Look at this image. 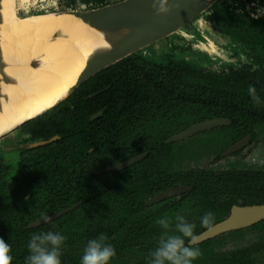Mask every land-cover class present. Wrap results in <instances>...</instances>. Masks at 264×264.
Masks as SVG:
<instances>
[{"label":"trees","instance_id":"1","mask_svg":"<svg viewBox=\"0 0 264 264\" xmlns=\"http://www.w3.org/2000/svg\"><path fill=\"white\" fill-rule=\"evenodd\" d=\"M119 1L57 2L60 11H67ZM251 4L258 15V9H264V0L223 1L199 18L228 37L229 53L240 59L222 63L206 57L201 64L166 53L157 61L138 52L102 70L53 110L20 127L23 157L17 163L0 162V238L11 246L12 264H25L31 236L47 231L66 237L61 264H80L88 241L101 234L116 251L109 264H147L148 253L164 231L158 219L169 217L174 228L178 213L194 223L199 234L206 230L201 227L205 213L212 212L216 223L234 204L261 203L262 171L253 176L234 166L221 173L219 167H204L198 175L197 165H191L210 147L218 161L221 152L242 137L264 136V15L251 18L247 11ZM249 85L255 86L260 106L249 97ZM98 111L102 116L91 121ZM213 118L228 119L231 125L205 133L207 137L165 143L191 125ZM55 136L60 138L50 142ZM213 139L218 144L211 145ZM39 142L46 143L32 147ZM145 151L144 159L123 171L92 175ZM180 185L192 191L174 205L143 207L149 197ZM76 204L73 211L48 224L25 229L41 213L49 216ZM220 242L199 244L202 255L193 264H241L249 258L248 251L223 258ZM235 256L239 260L234 262Z\"/></svg>","mask_w":264,"mask_h":264},{"label":"bare ground","instance_id":"2","mask_svg":"<svg viewBox=\"0 0 264 264\" xmlns=\"http://www.w3.org/2000/svg\"><path fill=\"white\" fill-rule=\"evenodd\" d=\"M0 4V135L68 98L92 56L110 45L72 15L7 23ZM183 33V30L181 31ZM10 79L5 83L3 78Z\"/></svg>","mask_w":264,"mask_h":264},{"label":"water","instance_id":"3","mask_svg":"<svg viewBox=\"0 0 264 264\" xmlns=\"http://www.w3.org/2000/svg\"><path fill=\"white\" fill-rule=\"evenodd\" d=\"M219 1L220 0H167L165 7L168 9V11L161 14H158L156 11V8L159 6L157 4V0H122L113 4L89 10L81 9L61 11L60 13H66L69 16L72 15L75 18L80 19L89 27L103 33L105 36V41L110 45L109 49L100 52L99 54L97 53L91 57L85 70L81 73L75 85L70 89L67 97L70 96L81 84L85 83L87 80L94 77L102 70L140 52L141 49L143 50L148 48L160 41L165 40L166 38H169L172 35L180 33L185 27H188L195 19L199 18ZM16 13L19 17H21L18 13L17 0ZM1 69L2 63L0 61V70ZM3 81L5 83H9L10 79L4 77ZM59 103H57L55 106H57ZM49 110L50 109L43 111L37 117ZM101 114L102 112H99L98 114L92 116L91 119L98 118ZM22 125H19L18 127ZM229 125L230 121L227 119L215 118L206 120L193 124L186 130L173 135L166 141V143H179L197 133L210 131L217 127ZM16 128L17 127L13 128L12 130ZM3 135H0V137ZM249 139L250 136H247L243 140L234 143L223 153L222 156H228L245 147ZM42 144V142L33 144L32 147H37ZM146 155L147 153H144L121 163H115L98 169L93 173V175L101 176L109 172H120L138 163ZM189 190L190 187L184 186L169 189L166 192H163L150 199L146 205L159 203L167 198L179 195ZM78 206L79 205L76 204L60 211L59 213L49 215V222L61 217L68 212L73 211ZM39 220L40 219H37L28 224L26 229H34L45 224L43 221L38 222ZM263 220L264 205L233 207L227 219L220 222L219 224L214 225L211 231L206 230L199 234V244L211 240L212 238H215L226 232L250 227Z\"/></svg>","mask_w":264,"mask_h":264},{"label":"clouds","instance_id":"4","mask_svg":"<svg viewBox=\"0 0 264 264\" xmlns=\"http://www.w3.org/2000/svg\"><path fill=\"white\" fill-rule=\"evenodd\" d=\"M167 0H157L159 5L156 8L158 14L166 13ZM264 15V9H258ZM258 18V17H254ZM248 95L256 106H260L262 101L257 94L255 86L249 85ZM249 159L255 163L256 153ZM214 214L207 212L201 217V227L211 231L214 226ZM40 221L49 223L50 217L46 213H41ZM157 223L164 229L158 238L154 250L148 253L147 264H193L202 253L198 247L200 236L196 234V225L188 222L184 216L175 217L174 228L169 217L157 220ZM66 237L59 232L47 231L34 233L28 244L29 255L25 257V264H61L62 246ZM107 237L101 234L97 238L90 239L84 248L80 264H109L115 257L116 251L113 245L106 242ZM11 246L0 238V264H12L10 255Z\"/></svg>","mask_w":264,"mask_h":264},{"label":"flooded vegetation","instance_id":"5","mask_svg":"<svg viewBox=\"0 0 264 264\" xmlns=\"http://www.w3.org/2000/svg\"><path fill=\"white\" fill-rule=\"evenodd\" d=\"M57 4V3H56ZM251 5H254V4H251ZM247 11H249V16L251 17V18H253V19H255V20H257L259 17H261L262 15H258L257 14V12H253V11H255V9L253 8V7H247ZM204 15V14H203ZM202 15V16H203ZM253 15V16H252ZM202 16H200L199 18H201ZM258 17V18H254V17ZM199 18H197V19H195L194 21H196V20H199V23H200V26H201V22H203V20H201L200 21V19ZM193 21V22H194ZM204 24H206L207 26H209L210 24L209 23H207V22H203ZM190 28V27H189ZM204 33V31L202 32V34ZM186 33L184 32V33H178V34H175L177 37V41H179V40H181V39H183V38H186V35H185ZM187 34H190V32L189 33H187ZM202 34L200 35V38H196V33H194V34H192L191 33V35H190V37H188V38H190V39H188V40H190L191 41V43H189L188 44V48H191V49H193L194 51H196L197 52V54H204L205 56H203L204 58H212L213 59V57H216L217 59H219L220 61H221V59L220 58H222L219 54H217V48L215 47V45H214V43L213 42H211L209 39H203V38H201L202 37ZM189 36V35H188ZM193 41V42H192ZM202 42V43H201ZM207 43H211V45H213V49H214V51L213 52H210V50L208 51V48H207V46H206V44ZM195 48H197V49H195ZM206 49H207V51H206ZM222 62V61H221ZM220 63V62H219ZM64 101V100H63ZM62 101V102H63ZM61 103V102H60ZM59 103V104H60ZM56 107V106H55ZM54 107V108H55ZM54 108H52V109H50L49 111H51V110H53ZM49 111H47V112H49ZM99 112H101V111H98V113ZM46 113V112H45ZM98 113H95V114H93V115H91V117L92 116H94V115H96V114H98ZM102 114H103V112H102ZM102 114L100 115V116H102ZM99 116V117H100ZM91 117H90V120L91 121H95L97 118H95V119H91ZM98 117V118H99ZM213 119H215V118H213ZM219 119H223V118H219ZM209 120H211V119H209ZM228 120V119H227ZM203 122V121H202ZM230 125H231V122H230ZM229 125V126H230ZM21 127V126H20ZM20 127H18V129H15V132H13V134H12V136L11 135H6V136H4V137H2V141L0 140V162L2 161V162H5L6 164H8V163H17V162H19L20 160H21V158L23 157V155H24V149H23V147L22 146H20V142L23 140V135H24V133H23V130L20 128ZM222 127H228V126H222ZM218 128H221V127H217V128H214V129H212V130H210V131H205V132H201V133H197V134H195V135H193L192 137H190V138H188V139H186V140H183V141H181V142H179V143H184V142H186V141H188L189 139H192V138H194V137H196V136H199V135H202V137H207V136H205L204 134L205 133H208V132H211V131H214V130H216V129H218ZM186 130V129H185ZM11 136V137H10ZM13 136H15V138L14 139H12V137ZM214 135H213V133H210V135L208 136L209 138H212ZM247 136H250V139H249V141H248V143H247V145H245V147H243V148H241L240 150H238L237 152H235V153H233V154H230V155H228V156H222L223 155V153L230 147V146H232L234 143H236V142H238V141H240V140H243L244 138H246ZM172 137V136H171ZM54 138H55V140H54ZM60 138V136H55V137H53L51 140H50V142H53V141H57L58 139ZM168 140V139H167ZM166 140V141H167ZM166 141H165V143H166ZM216 142V140L215 139H213L212 140V142H211V145H212V143H215ZM236 142H234L232 145H230L229 147H227V148H225L222 152H221V159L220 160H218V161H215L214 160V158H215V155H214V150H215V148L213 149V150H211V147H210V150H208L207 151V153H204L203 155H206L207 156V158H208V163L205 165V166H203V167H199V166H197L196 168H194L193 170L198 174V175H202V171H201V169L202 168H204V167H207V168H218L219 167V170H218V173H221L223 170H229V169H232V166H234L237 170H238V172H242V173H244V172H246V171H250V172H252V174H253V176H255V175H257V174H261L259 171H262V174H264V167H256V168H254V167H250V166H246L244 163H242L239 159H236V160H234V161H228L230 158H233V157H237V156H240V155H242L243 153H244V151H246L248 148H250L253 144H258V143H260V142H262V143H264V136H259L256 140H253V137H252V135L251 134H248V135H246V136H244V137H242L241 139H239V140H237ZM39 143H41V142H39ZM43 144H45L46 142H42ZM217 144H218V142H216ZM42 144V145H43ZM170 144H174V143H170ZM41 146V145H40ZM37 147H39V146H37ZM6 152H9L10 154L11 153H13V158L12 159H6L5 158V155L4 154H6ZM144 153H147L146 151L144 152ZM143 153V154H144ZM202 155V154H201ZM202 155V156H203ZM138 156V155H137ZM147 156V155H146ZM145 156V157H146ZM136 157V156H135ZM144 157V158H145ZM133 158V157H132ZM143 158V159H144ZM195 158H196V156H195ZM131 159V158H130ZM128 160V159H127ZM124 161H126V160H124ZM141 161V160H140ZM123 162V161H122ZM119 163H121V162H119ZM215 164H216V166H215ZM133 166V165H132ZM106 167V166H105ZM131 167V166H130ZM104 168V167H103ZM129 168V167H128ZM127 169V168H126ZM98 170V169H97ZM125 170V169H124ZM96 171V170H95ZM95 171H93L92 172V175H93V173L95 172ZM123 171V170H122ZM110 173V172H109ZM118 173V172H117ZM105 174H107V173H105ZM104 175V174H103ZM93 176H95V175H93ZM102 176V175H101ZM96 177H98V176H96ZM180 186H183V185H180ZM180 186H176V187H180ZM176 187H170V188H168V189H166V190H164V191H160V192H158L157 194H155V195H153L152 197H149L147 200H145V202L143 203V207L144 208H146V209H150V208H156V207H159L161 204H165V205H169V206H172V205H174L177 201H179V200H181V199H183L184 197H185V195L187 194V193H189V192H191L192 191V188L190 187V190L189 191H187V192H184V193H181V194H179V195H175V196H173V197H170V198H167V199H165V200H163V201H161V202H159V203H155V204H151V205H146V203L150 200V199H152V198H154V197H156L157 195H159V194H161V193H163V192H166L167 190H169V189H172V188H176ZM184 187H189V186H184ZM260 191V190H259ZM261 191H264V186H262V188H261ZM260 191V192H261ZM262 193V192H261ZM263 197H261V198H259L260 199V201L259 202H261V203H258V204H246V205H244V204H234V205H232L231 207H230V209H229V213H228V215L227 216H225L222 220H220L219 222H216V223H214V225H216V224H219L220 222H222V221H224L225 219H227L228 217H229V215H230V213H231V210H232V208L233 207H250V206H261V205H264V198L262 199ZM59 213V212H58ZM56 214V213H55ZM177 214L178 213H176L175 215L177 216ZM63 216V215H62ZM61 216V217H62ZM60 218V217H59ZM58 219V218H57ZM37 220V219H36ZM56 220V219H55ZM35 221V220H34ZM54 221V220H53ZM33 222V221H32ZM52 222V221H51ZM31 223V222H30ZM29 223V224H30ZM50 223V222H49ZM48 224V223H47ZM45 225V224H44ZM41 226H43V225H41ZM38 228V227H37ZM26 229V228H25ZM34 229H36V228H34ZM29 230V229H28ZM207 230V229H206ZM206 230H204V231H206ZM204 231H202V232H204ZM201 232V233H202ZM200 234V233H199ZM198 234V235H199ZM213 239H217V241H221L220 243H221V245H220V255H222L223 256V258H225V256H227V257H230V256H232L231 254L233 253L234 255H237V256H239V257H241L240 255H239V253L241 252V251H248V257L249 258H247V259H244V262H242L241 261V264H264V220L263 221H261V222H258V223H256V224H254V225H252V226H250V227H246V228H242V229H239V230H234V231H230V232H226V233H224V234H221V235H219V236H217V237H215V238H212L211 240H213ZM208 241H210V240H208ZM229 241L230 242H233V244L235 245V247H233L234 249H232V250H226V249H224V247L229 243ZM244 241V242H243ZM205 242H207V241H205ZM243 242V244H244V247H241V246H239V243H242ZM204 243V242H203ZM202 244V243H201ZM261 255H262V257H261ZM237 256H235V258L237 257ZM236 260H239V258H236V259H234V262L236 261Z\"/></svg>","mask_w":264,"mask_h":264},{"label":"rangeland","instance_id":"6","mask_svg":"<svg viewBox=\"0 0 264 264\" xmlns=\"http://www.w3.org/2000/svg\"><path fill=\"white\" fill-rule=\"evenodd\" d=\"M57 1L58 0H17L18 13L21 16V17H19L16 13V0H5L6 17L4 14L2 15V17H3V19H5L7 21V23H11V22L17 21V19H21V18L34 20V19H39V18H43V17H47V16H52L57 12H61L59 10ZM223 1L230 3L234 0H220L219 1L220 4ZM0 4H1V10L3 11L2 1ZM50 18H45V19H50ZM198 21L199 20L192 22L189 25L190 28L187 27V29L189 28V30H191V31H190V34H187V33L185 34L186 38H183V39L177 41L176 40L177 36L172 35L169 38H166L165 40L160 41V42H158V43H156V44H154L148 48H145L143 50L141 49L140 52L142 54L149 56L150 59L157 60V61L160 60V57L163 54L173 53V55H175L176 58H182V59L189 60L191 62H198V63L203 64L204 63V60H203L204 57L203 56H205V55L204 54L199 55L193 49L188 48V44L191 43V41L188 40V39H190L188 37H190L191 33L192 34L196 33V38H200V35L204 31L201 38H203L204 40L209 39L211 42L214 43L215 47L217 48V54H219L222 57V58H220L222 63L234 62L236 60L235 58L240 59V57H238V56L233 58L231 53H229V51H230L229 50L230 49V40L228 37L221 36V34H219L218 30L212 25L207 26L206 24L201 22V26H200V23ZM183 32H185V31H183ZM226 46L228 48H226ZM195 49H197V48H195ZM234 51H235V49H234ZM16 129H18V127ZM13 132H15V129L8 132L5 135H3L2 137L6 136V135L12 136ZM2 137H0V140L2 139ZM14 138H15V136L12 137V139H14ZM253 153H256V162L255 163H253L249 159V157L252 156ZM4 155H5L6 159H12L13 158V153L10 154L9 152H6V154H4ZM236 159H239L247 167L248 166L254 167V168L264 167V143L260 142L258 144H253L250 148H248L246 151H244V153L242 155L230 158L228 161H234ZM207 163H208L207 156L206 155L202 156L201 154L198 153L196 158L193 159V163L191 165L192 166H196V165L199 166L200 165L199 167L201 168V167L205 166ZM215 166H216V164H215ZM243 242L239 243V246L244 247ZM233 247H235V245L233 244V242L229 241V243L224 247V249L232 250V249H234ZM261 257H262V255H261Z\"/></svg>","mask_w":264,"mask_h":264},{"label":"built area","instance_id":"7","mask_svg":"<svg viewBox=\"0 0 264 264\" xmlns=\"http://www.w3.org/2000/svg\"><path fill=\"white\" fill-rule=\"evenodd\" d=\"M251 7H253V5H251ZM253 16V15H252ZM256 17V16H255ZM202 43V42H201ZM206 46H207V48H208V50H210V52H213L214 51V49H213V45H211V43H207L206 44ZM207 50V49H206Z\"/></svg>","mask_w":264,"mask_h":264}]
</instances>
